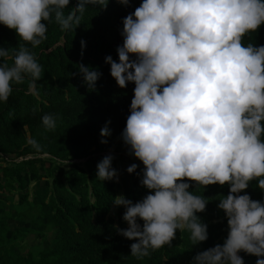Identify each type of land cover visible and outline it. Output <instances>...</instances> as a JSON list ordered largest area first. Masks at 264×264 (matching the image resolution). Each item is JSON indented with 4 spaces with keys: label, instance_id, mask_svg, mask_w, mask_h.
Masks as SVG:
<instances>
[{
    "label": "clouds",
    "instance_id": "1",
    "mask_svg": "<svg viewBox=\"0 0 264 264\" xmlns=\"http://www.w3.org/2000/svg\"><path fill=\"white\" fill-rule=\"evenodd\" d=\"M118 2L130 5V0ZM70 3L0 0V24L35 48L47 39L45 22L54 17L61 31L76 30L88 5L107 9L109 0H78L66 15ZM261 25L264 0H142L123 18L119 62L111 55L105 60L120 88L135 84L121 138L128 154L145 166L137 174L150 190L135 203L124 195L113 201L126 209L123 219L129 225L116 226L118 234L137 241L130 245L132 257L143 259L171 247L177 230H188L193 245L209 239L208 225L197 215L208 200L189 190V182H195L198 189L227 184L230 191L218 204L227 217L228 236L222 245L197 253L194 264H245L241 251L264 264V201L240 195L253 180L264 190V45L243 43ZM85 47L81 40L82 57ZM8 57L9 49L0 47L3 102L13 84L26 77L34 92L44 71L24 44L12 65ZM78 66L83 83L94 90L102 72L82 62ZM41 119L46 129L56 128L54 113ZM110 135L109 127L101 129L102 137ZM28 143L39 148L34 139ZM109 153L97 164L96 177L118 183L115 157ZM138 167L133 163L127 172L136 173Z\"/></svg>",
    "mask_w": 264,
    "mask_h": 264
},
{
    "label": "trees",
    "instance_id": "2",
    "mask_svg": "<svg viewBox=\"0 0 264 264\" xmlns=\"http://www.w3.org/2000/svg\"><path fill=\"white\" fill-rule=\"evenodd\" d=\"M77 2L71 0L66 15ZM141 3L130 0L126 7L109 0L107 9L88 5L76 30L61 31L53 17L51 23L45 22L47 39L35 48L0 24V47L9 49L6 62L12 65L19 45L24 44L44 70L34 92L26 77L24 83L13 84L7 102L0 101V264H194L197 253L226 240L227 217L218 204L230 191L227 184L198 189L195 182H189L190 191L208 200L206 210L197 213L208 225L205 242L193 245L188 230H177L171 247L165 245L149 257L136 259L130 245L137 241L116 230V226L126 229L129 225L123 219L126 209L113 205L115 197L124 195L135 203L150 190L141 186L137 174L145 166L128 154L121 138L135 84L120 88L105 58L111 55L119 62L123 18ZM81 40L86 41L83 57ZM243 43L264 45V25L246 35ZM81 62L103 74L94 90L78 73ZM46 113L56 116L54 130L42 123ZM105 126L111 130L108 137L101 136ZM29 139L37 141L39 148L29 144ZM102 139L108 143H101ZM111 151L118 154L112 163L118 183L96 177L97 164ZM133 163L139 167L130 174L127 168ZM41 183L44 189L37 193ZM33 184L37 185L34 189ZM243 194L264 201V190L256 180ZM138 223L143 226L144 222L138 219ZM238 255L245 264H256L258 259L243 251Z\"/></svg>",
    "mask_w": 264,
    "mask_h": 264
},
{
    "label": "rangeland",
    "instance_id": "3",
    "mask_svg": "<svg viewBox=\"0 0 264 264\" xmlns=\"http://www.w3.org/2000/svg\"><path fill=\"white\" fill-rule=\"evenodd\" d=\"M109 155H112V156H114V157H118V154H116L114 151H111L110 153H109ZM78 163H83V162H78ZM2 167H3V165H1L0 166V170H2ZM5 185H6V182H5ZM38 186L39 185H41V187L39 188V190H37L36 192L38 193V192H41L44 188V183H41V184H37ZM37 185H35V184H33L32 185V189H34L35 188V186H37ZM34 186V187H33ZM31 189V190H32ZM120 207H123V206H120ZM124 208V207H123Z\"/></svg>",
    "mask_w": 264,
    "mask_h": 264
}]
</instances>
